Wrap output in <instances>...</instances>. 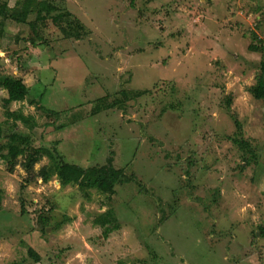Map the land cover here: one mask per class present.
Listing matches in <instances>:
<instances>
[{"label":"rangeland","instance_id":"obj_1","mask_svg":"<svg viewBox=\"0 0 264 264\" xmlns=\"http://www.w3.org/2000/svg\"><path fill=\"white\" fill-rule=\"evenodd\" d=\"M56 3L86 36L65 37L51 18L37 30L0 28V76L30 89L6 108L0 88V264H264V102L249 91L264 56L249 49L254 32L264 39V0ZM125 90L147 93L91 114L98 98ZM15 132L84 167L113 153L133 180L89 198L77 184L45 182L47 156L33 171L21 154L2 157ZM109 208L121 228L104 238L94 221Z\"/></svg>","mask_w":264,"mask_h":264},{"label":"trees","instance_id":"obj_2","mask_svg":"<svg viewBox=\"0 0 264 264\" xmlns=\"http://www.w3.org/2000/svg\"><path fill=\"white\" fill-rule=\"evenodd\" d=\"M56 1L63 3L65 0H21L16 3L14 7L9 6L8 2H3L0 5V28L3 30L7 20H14L17 23L29 24L32 28L37 30L40 24L49 20L60 28L62 33L67 38L80 39L88 34L86 26L75 16V22L70 21V16L73 14L68 10H62ZM31 14H35V19L29 21ZM66 19L67 21H64ZM37 44L36 41H33ZM249 49L254 52H261L264 55V39H262L256 32L253 33V42L250 44ZM0 88L7 91L8 97L4 98V106L9 108L13 102H20L26 100L29 94V87L25 81L16 76H0ZM250 93L258 100L264 102V56L262 59L261 74L258 76L255 85L249 88ZM147 93L146 90L139 91H123L124 98L110 101L109 95L98 98L94 102L91 114L97 115L102 111L113 108L122 107L125 101L137 99ZM49 112H54L50 110ZM17 120H20L28 128L34 129L38 122L34 115H26L22 110L12 112ZM3 129L0 127V138H3ZM9 141L1 146V150L8 149L7 154L2 157L11 163L16 156L21 154L23 156L22 165L27 171H33L35 165L47 156L50 161L47 165L40 168L37 176L41 177L43 181L48 182L53 177H56L61 185L68 186L70 184H77L79 189L83 192L85 197H90V191L96 190L100 193L107 194L111 197L116 193L118 185L131 182L133 177L126 175L123 169L117 168L114 164V155H110L107 163L103 165H94L84 167L76 163L68 162L62 159L60 154L45 147H33L32 140L29 135L22 133H13L8 136ZM240 147L251 156L250 160H255L256 154L249 143H242L236 139H232ZM20 145L15 149L16 143ZM247 162V161H246ZM2 197L0 196V203ZM23 211H25V202L22 203ZM46 220V219H44ZM94 223L102 228L104 238L121 228L118 217L112 208L107 209L96 217ZM28 254L38 263L41 261V256L33 248H29ZM22 264V263H17Z\"/></svg>","mask_w":264,"mask_h":264},{"label":"crops","instance_id":"obj_3","mask_svg":"<svg viewBox=\"0 0 264 264\" xmlns=\"http://www.w3.org/2000/svg\"><path fill=\"white\" fill-rule=\"evenodd\" d=\"M8 4H9V3H8ZM9 6L12 7V6H13L12 3H10ZM13 7H14V6H13ZM80 114H81V113H77V114H74V116H77V115L79 116ZM69 125H70V124H69Z\"/></svg>","mask_w":264,"mask_h":264}]
</instances>
